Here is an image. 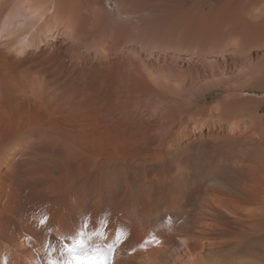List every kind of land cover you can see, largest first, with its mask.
Listing matches in <instances>:
<instances>
[{
	"label": "bare ground",
	"instance_id": "bare-ground-1",
	"mask_svg": "<svg viewBox=\"0 0 264 264\" xmlns=\"http://www.w3.org/2000/svg\"><path fill=\"white\" fill-rule=\"evenodd\" d=\"M263 107L264 0H0V264H264Z\"/></svg>",
	"mask_w": 264,
	"mask_h": 264
},
{
	"label": "snow or ice",
	"instance_id": "snow-or-ice-1",
	"mask_svg": "<svg viewBox=\"0 0 264 264\" xmlns=\"http://www.w3.org/2000/svg\"><path fill=\"white\" fill-rule=\"evenodd\" d=\"M43 223L44 221H41V224ZM117 240H119V236H117ZM80 248H83V242L79 240L74 241L71 245H64V250H66L71 256V259L67 261V264H83L84 259L89 260L90 264H108L106 254L101 253L99 249L93 250V253L90 256L82 258L81 256L77 255V250ZM108 251L112 252L113 247H110ZM49 264H57V262L52 260L49 262Z\"/></svg>",
	"mask_w": 264,
	"mask_h": 264
},
{
	"label": "rangeland",
	"instance_id": "rangeland-1",
	"mask_svg": "<svg viewBox=\"0 0 264 264\" xmlns=\"http://www.w3.org/2000/svg\"><path fill=\"white\" fill-rule=\"evenodd\" d=\"M264 109V107L262 108V110Z\"/></svg>",
	"mask_w": 264,
	"mask_h": 264
}]
</instances>
